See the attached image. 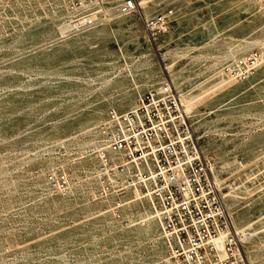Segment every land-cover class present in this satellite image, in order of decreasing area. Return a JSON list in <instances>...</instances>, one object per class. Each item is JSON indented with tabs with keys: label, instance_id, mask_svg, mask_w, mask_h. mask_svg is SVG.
<instances>
[{
	"label": "rangeland",
	"instance_id": "1",
	"mask_svg": "<svg viewBox=\"0 0 264 264\" xmlns=\"http://www.w3.org/2000/svg\"><path fill=\"white\" fill-rule=\"evenodd\" d=\"M213 1L152 3L155 15L172 5L178 8L193 3L192 12L206 11L201 19L215 13L221 27L226 28L221 37L198 51L172 44L170 57L185 70L187 84L218 66L227 69L233 56H245L261 47L264 32L251 39L249 31L264 21V12L239 6L245 0ZM37 17L30 22H38ZM191 19L199 21L197 16ZM238 19L241 25L228 29ZM59 21L64 22L62 18ZM171 21L168 31L176 35L179 25ZM19 27L0 31V264H160L153 240L143 232H127L134 228L123 226L126 219L122 217L111 229L82 208L90 196L84 176L89 172L84 158L89 146L84 145L89 141V108L94 114L102 108V118H106L127 94L137 92L133 81L124 77L122 57L116 55L115 62L93 82L82 76L68 80L65 74L70 72L60 64L51 67L43 59L55 51L48 41L56 31L43 32L35 41ZM69 31L82 32L71 26ZM36 42L43 43V49L27 62L26 51ZM146 80L144 72L139 75L141 85ZM263 99L264 83L240 94L211 97L194 109L191 118L198 128L196 140L208 149L203 155L209 164L224 163L223 172L233 177L240 169L242 173L257 172L246 184L236 180L243 193L239 204L246 212H251L254 204H264ZM240 162L244 167H239ZM61 168L70 175L71 188L66 196H49L47 179L53 170ZM97 204L106 209L104 204ZM122 230L125 233L121 234ZM254 250L255 261L264 264V237L255 240Z\"/></svg>",
	"mask_w": 264,
	"mask_h": 264
},
{
	"label": "built area",
	"instance_id": "2",
	"mask_svg": "<svg viewBox=\"0 0 264 264\" xmlns=\"http://www.w3.org/2000/svg\"><path fill=\"white\" fill-rule=\"evenodd\" d=\"M138 0H0V31L11 30L25 16L60 12L73 30L84 31L108 18L139 10ZM148 23L152 33H165L168 15ZM261 51L238 57L227 70L245 79L253 74ZM89 169V193L121 219L131 198L151 202L161 213L164 240L179 264H250L232 228L209 162L197 147L174 86L166 79L139 95L135 107L111 109L98 125ZM70 175L53 170L48 188L65 191ZM222 249L218 248V241Z\"/></svg>",
	"mask_w": 264,
	"mask_h": 264
},
{
	"label": "bare ground",
	"instance_id": "3",
	"mask_svg": "<svg viewBox=\"0 0 264 264\" xmlns=\"http://www.w3.org/2000/svg\"><path fill=\"white\" fill-rule=\"evenodd\" d=\"M153 2L155 0H138L140 7L138 11L108 18L103 23L89 27V29L80 33H71L69 24L65 22L59 23L61 18L59 11L52 15L50 14L47 18L38 16V22L36 23H31V18L25 16L19 23L20 27L18 30H22L29 39H34L35 41H39L38 39L43 35V32L56 31V35H53L48 41L50 46L55 48V51L52 56H46L43 59L45 62L51 63V67L60 64L70 72L65 74L68 80L82 76L89 79V82H93L98 75L105 73L108 67L115 62V56L120 55L124 69H126L124 77H128L133 81L137 92L127 94L125 100L120 101L118 105L111 108L114 110L122 111L134 108L136 98L139 95H144L145 92L143 91L145 89L150 91L167 79L178 93L187 120L191 121L189 128L191 127L192 138L199 150L206 154L207 147L196 140L197 136L195 133H197L198 128L191 120L194 109L211 97L233 92L240 94L251 87L255 88L262 85L264 83V60L260 58L253 74L250 73L245 79L232 75L229 71L226 72L225 65H221L212 69L196 82L187 84L185 81V70L180 68L175 58L170 57L169 50L172 44L178 43L183 47L198 51L204 45L221 37L226 28L221 27V23L215 13H210L204 19H201L206 15V11L201 9L199 12L194 13L192 12L194 11L193 3H186L178 8L172 5L167 10H163V13H166V11L171 12L168 15L169 19L179 25L176 35L170 31L152 34L148 28V23L155 16V11L152 7ZM213 3L219 4V0H214ZM242 5L245 6V9L253 7L255 13L264 12V0H245L239 4V6ZM193 16H197L199 21H193L191 19ZM238 25H241L240 19L231 23L228 29ZM262 32H264V21L258 22L250 29L249 38L253 39V35ZM262 39V42H260L261 40L257 41L261 43L259 51L262 50L264 45V37ZM42 45L43 43L41 44L40 42L38 44L36 42L32 49L26 51L27 62L29 58H32L31 56L38 54V52L41 53ZM237 59L238 56H233L230 62L235 63ZM143 72L147 80L141 85L139 75H142ZM91 111L89 108L87 126L89 141L84 144L89 145L84 153L86 154L84 158L89 169L95 163L93 148L99 137L98 125L105 119V117L102 118V108H99L96 114ZM262 142H264V139H262ZM239 164L240 168L244 167L242 162ZM224 166V163L218 166L209 164L210 173L220 191L232 228L238 236L249 263L260 264L255 261L254 244L257 238L264 237V225H257L259 221L264 223V204H254L252 211L246 212L239 204L243 193L236 182L238 179L240 183L246 184L252 176H257V172L251 170L242 173L240 169L237 175L233 177L230 172H223ZM84 176L89 187V172L86 171ZM71 185L70 181L68 188L59 193H54L48 188L47 195L55 197L66 196L68 194L67 190H70ZM256 187L254 186V188ZM89 200L94 202L96 206L94 207ZM262 201L264 203V199ZM82 208L86 214L109 224L111 229L118 226L117 221L120 222L123 218L126 219L127 222L123 223V226L134 228L127 232L134 235H139L143 232L148 238L153 240L160 264H179L172 261L169 256L168 246L163 235L161 213L151 202H140L138 198H131L129 203L122 208V219H116L108 208H101L91 195ZM125 231L122 230L120 233L123 234ZM218 248L219 250L222 249L220 240L218 241ZM89 251L92 252L90 244Z\"/></svg>",
	"mask_w": 264,
	"mask_h": 264
}]
</instances>
